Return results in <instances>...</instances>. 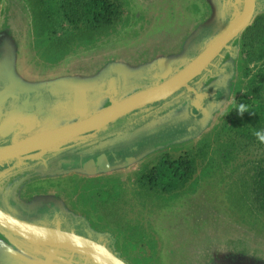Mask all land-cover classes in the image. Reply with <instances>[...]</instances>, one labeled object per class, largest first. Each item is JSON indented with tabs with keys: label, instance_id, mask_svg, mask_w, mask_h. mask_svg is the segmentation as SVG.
Segmentation results:
<instances>
[{
	"label": "rangeland",
	"instance_id": "374dc122",
	"mask_svg": "<svg viewBox=\"0 0 264 264\" xmlns=\"http://www.w3.org/2000/svg\"><path fill=\"white\" fill-rule=\"evenodd\" d=\"M115 1L121 4L122 16L112 27L64 34L41 28V20L36 26L38 0H0V32L5 29L14 36L18 74L33 84L67 79L88 84L110 64L128 73L142 71L158 57L177 51L183 36H193L210 18L201 0ZM260 67L250 63L246 76L240 56L234 61L230 99L209 112L212 118L206 128L203 120L197 129L204 128L200 135L140 159L167 144L164 140L198 132L166 128L150 142V137L144 140L137 156H129L105 175L49 178L28 183L25 191L48 188L59 194L69 210L89 217L96 229L112 233L118 251L131 264H209L227 254L236 255L234 262L225 260L229 264H264V215L241 198L254 163L264 158V142L222 129ZM202 147L205 154L197 172L181 190L162 193L141 185L144 169L162 153L178 156Z\"/></svg>",
	"mask_w": 264,
	"mask_h": 264
},
{
	"label": "flooded vegetation",
	"instance_id": "af4514ba",
	"mask_svg": "<svg viewBox=\"0 0 264 264\" xmlns=\"http://www.w3.org/2000/svg\"><path fill=\"white\" fill-rule=\"evenodd\" d=\"M201 1L210 12L209 21L194 36H183L177 51L158 57L157 62L135 73H128L127 69L122 70L110 64L100 77L88 84L74 79L36 84L27 81L16 71L17 51L13 34L5 29L1 31L0 100H7L8 109L4 108L0 112V145L11 143L14 132L8 133L13 123L28 125L29 132L18 136L24 140L43 131L72 124L81 118H89L112 106L111 91L116 99L122 100L151 86L157 80L156 74L162 71L169 77L175 75L204 49L232 15L228 0ZM259 5L263 7L264 0ZM260 13L258 10L257 15ZM244 31L231 42V49L217 60L212 73H206L196 86L200 92L211 91L214 94L205 102V109L209 112L219 107V101L225 99L226 95L228 97L232 66L238 59ZM83 89L86 100L81 97ZM163 116H169L166 120L171 119L169 128L185 133L198 131L204 119L200 113L193 111V94L185 93L163 109L152 110L137 120L127 119L129 121L122 128L50 157L47 165L37 163L9 172L0 179V207L20 219L52 228L60 223L63 230H75L86 238L106 243L108 249L131 264L118 251L112 233L96 229L89 217L69 210L59 194L48 188L33 192H26L25 189L30 182L37 183L49 178L79 174L90 178L101 176L104 171L121 165L129 156H137L144 146L141 143L148 137L150 142L159 128L167 125L159 126L157 123ZM35 249V246L0 228V264H71ZM235 258L236 255L227 254L223 260H216L218 258L215 257L209 264H229L225 260L231 262L233 259L234 262Z\"/></svg>",
	"mask_w": 264,
	"mask_h": 264
},
{
	"label": "water",
	"instance_id": "95a60500",
	"mask_svg": "<svg viewBox=\"0 0 264 264\" xmlns=\"http://www.w3.org/2000/svg\"><path fill=\"white\" fill-rule=\"evenodd\" d=\"M227 2L232 6V15L225 26L196 57L191 58L188 64L175 75L169 77L162 71L156 74L157 80L151 86L122 100L116 99L113 91H111L112 106L89 118H81L72 124L47 132L43 131L24 140H20L18 136L29 132L28 125L13 123L10 132L7 130L8 134L14 132L11 143L0 145V179L14 169L33 166L37 163L47 165V160L50 157L78 147V145L100 135L122 128L124 123L129 121L127 119L137 120L152 110L163 109L167 104L185 93L193 94V111L204 116L206 122L203 127L206 128L212 115L205 109V102L211 99L214 94L211 91L200 92L196 86L206 73H212L217 60L224 55L226 50L231 49V42L254 22L257 11L264 8V6L259 5L263 0H228ZM202 26L200 25L197 30L199 31ZM198 31L193 34L195 35ZM230 93L229 91L228 97L226 95L225 99L219 102L222 104L228 101ZM84 94L85 92L82 90L81 97L86 100ZM6 103V99L0 100L1 113L4 108L8 109ZM168 118L169 116H163L158 120L159 126L167 124L159 128V133L169 128L168 123L172 121H170L171 119L166 120ZM203 130H198L195 134L175 141H172L174 139L164 140L167 144L151 149L144 153L145 155L141 156L140 159L152 152L172 146V144L186 142L200 135ZM148 144L151 145L149 142ZM5 166L6 168H4ZM87 166L88 164L85 165V167ZM0 228L6 233L8 232L14 237L35 246L37 252L48 253L51 257L68 261L71 264H129L108 249L106 243H99L86 238L75 230H63L60 223H57V227L52 228L20 219L2 207H0ZM38 262L34 261V263Z\"/></svg>",
	"mask_w": 264,
	"mask_h": 264
},
{
	"label": "trees",
	"instance_id": "16d2710c",
	"mask_svg": "<svg viewBox=\"0 0 264 264\" xmlns=\"http://www.w3.org/2000/svg\"><path fill=\"white\" fill-rule=\"evenodd\" d=\"M38 7L40 16L35 15L36 26L41 20V28L65 31L64 34L104 31L122 16L121 4L115 0H38ZM240 43L238 58L243 60L244 74L249 75L252 62L262 67L248 80L247 92L237 103L246 104L249 110L240 115L236 105L224 120L222 129L248 141H257L255 132L264 131V14H258L245 29ZM203 153V147L178 156L166 151L155 164L144 169L139 181L147 191L181 190L197 172ZM254 164L251 178L242 185L241 198L245 199V205L253 206L264 215V158Z\"/></svg>",
	"mask_w": 264,
	"mask_h": 264
},
{
	"label": "clouds",
	"instance_id": "9594fccd",
	"mask_svg": "<svg viewBox=\"0 0 264 264\" xmlns=\"http://www.w3.org/2000/svg\"><path fill=\"white\" fill-rule=\"evenodd\" d=\"M238 112L240 115H243L244 112L248 111L249 108L246 104L240 103L236 106ZM256 137L261 141L264 142V131H257L255 132Z\"/></svg>",
	"mask_w": 264,
	"mask_h": 264
}]
</instances>
